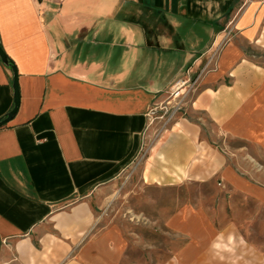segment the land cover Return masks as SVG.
<instances>
[{
    "label": "crops",
    "instance_id": "1",
    "mask_svg": "<svg viewBox=\"0 0 264 264\" xmlns=\"http://www.w3.org/2000/svg\"><path fill=\"white\" fill-rule=\"evenodd\" d=\"M0 47L19 88L0 127V264H119L120 233L92 199L138 152L162 95L192 77L191 111L264 151V0H0ZM12 83L0 60V118ZM222 179L250 190L230 167ZM183 229L173 263L199 264L214 229Z\"/></svg>",
    "mask_w": 264,
    "mask_h": 264
},
{
    "label": "rangeland",
    "instance_id": "2",
    "mask_svg": "<svg viewBox=\"0 0 264 264\" xmlns=\"http://www.w3.org/2000/svg\"><path fill=\"white\" fill-rule=\"evenodd\" d=\"M194 79L181 97L173 98L174 87L162 95L138 152L92 199L100 226L120 233L119 264H174L190 240L183 229L190 219L208 222L216 234L199 264H264V200L256 195L264 196V151L191 111ZM225 166L249 192L222 179Z\"/></svg>",
    "mask_w": 264,
    "mask_h": 264
},
{
    "label": "water",
    "instance_id": "3",
    "mask_svg": "<svg viewBox=\"0 0 264 264\" xmlns=\"http://www.w3.org/2000/svg\"><path fill=\"white\" fill-rule=\"evenodd\" d=\"M0 60L1 62L9 66L12 74H13V83H12V89H13V108L12 110L7 114L6 118L0 121V127L5 125L8 121H10L14 115L16 114V111L18 109L19 105V88H18V74L15 66L10 61V59L7 57V55L4 53L2 48L0 47Z\"/></svg>",
    "mask_w": 264,
    "mask_h": 264
},
{
    "label": "built area",
    "instance_id": "4",
    "mask_svg": "<svg viewBox=\"0 0 264 264\" xmlns=\"http://www.w3.org/2000/svg\"><path fill=\"white\" fill-rule=\"evenodd\" d=\"M224 39H229L230 37H232V35H231V31L229 30V31H224ZM182 86L183 85H181V86H178V85H175V86H173L174 88H176V91L174 92V94H173V98L175 99V98H179V97H181L182 95H183V90H181L182 89ZM159 104H161L162 105V100L158 103V104H156L155 106H154V109L159 105Z\"/></svg>",
    "mask_w": 264,
    "mask_h": 264
},
{
    "label": "trees",
    "instance_id": "5",
    "mask_svg": "<svg viewBox=\"0 0 264 264\" xmlns=\"http://www.w3.org/2000/svg\"><path fill=\"white\" fill-rule=\"evenodd\" d=\"M12 108H13V105H12L10 111L12 110ZM10 111H9V112H10ZM9 112H8V113H9ZM8 113H6L4 116H2V117L0 118V121H2L3 119H5Z\"/></svg>",
    "mask_w": 264,
    "mask_h": 264
},
{
    "label": "bare ground",
    "instance_id": "6",
    "mask_svg": "<svg viewBox=\"0 0 264 264\" xmlns=\"http://www.w3.org/2000/svg\"><path fill=\"white\" fill-rule=\"evenodd\" d=\"M221 37H218L217 40H219Z\"/></svg>",
    "mask_w": 264,
    "mask_h": 264
}]
</instances>
